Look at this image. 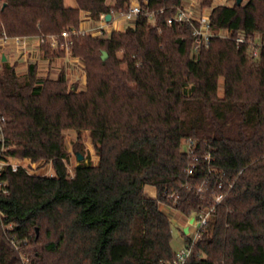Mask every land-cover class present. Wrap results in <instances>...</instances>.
Segmentation results:
<instances>
[{
    "label": "trees",
    "instance_id": "1",
    "mask_svg": "<svg viewBox=\"0 0 264 264\" xmlns=\"http://www.w3.org/2000/svg\"><path fill=\"white\" fill-rule=\"evenodd\" d=\"M74 1L0 0V36L60 35L132 2ZM138 1L156 12L155 24L140 14L107 36L73 34L82 89L64 68L51 78L37 60L24 73L20 59L0 60L3 153L54 169L1 170L8 193L0 190V264H23L22 254L28 264H171L177 249L163 205L196 220L214 208L185 264H264V0H202L215 35L198 47L189 22H167L183 0ZM40 48L49 59L66 54ZM66 129L88 131L99 157L80 161L73 178ZM2 146L0 139V153Z\"/></svg>",
    "mask_w": 264,
    "mask_h": 264
},
{
    "label": "built area",
    "instance_id": "2",
    "mask_svg": "<svg viewBox=\"0 0 264 264\" xmlns=\"http://www.w3.org/2000/svg\"><path fill=\"white\" fill-rule=\"evenodd\" d=\"M140 14H145L148 16V20L151 23L155 24V17L156 12L148 11L144 9L138 0H132L128 10L122 14H118L120 18H118L119 21H125L129 22V24L134 25L137 17ZM88 21V20H87ZM85 22H82L80 28L78 30H64L60 35L58 34H48V35H39L36 37L31 36H22V35H15L11 36L6 31L2 33L0 36V60H3V56L7 55L8 59H11L12 55H16L17 58L15 59H22V60H29L30 57H32L35 53L34 51L41 50L42 44H47L53 49H63L67 54H69L71 45L73 43V34L76 33H82L87 34L91 33L95 36H107L110 31H107V25L110 21L106 20V14H103L99 21L91 23V25H85ZM168 24H173L174 22H189L192 26V35L195 38L196 46H201L203 44L207 45L209 44L211 38L215 35V33L212 31L210 27V11H204V10H197L190 6H183L179 8L177 14L173 17L168 18L167 20ZM222 35L227 36L226 32H222ZM238 43H244L249 42L247 41L246 37L244 35H239L236 39ZM251 44L253 42L250 41ZM259 44H263L258 42ZM9 54H7L8 52ZM10 53L12 55H10ZM258 49H254L252 51L253 56H258ZM0 126V131H1ZM0 139L3 141L2 146V152L0 153V174L1 170L6 167L10 166L13 171H17L19 168H24L23 166L19 165L15 160H11V158H14L15 156H9L4 155V151L7 150L4 145V136L0 135ZM188 147L187 150L190 154H193V148L194 143L193 141H188ZM196 158V156H193ZM192 172V169L189 170V173ZM74 177V176H73ZM72 177V178H73ZM229 189L232 187L233 182H228ZM205 184V181L203 184H201L198 188L199 191L203 189V186ZM224 187V183L221 181L218 184V188L222 189ZM0 190H2L4 193H8L7 189V181L0 180ZM228 190L221 191L218 193L215 197V203H219L222 201V199L227 194ZM213 207L210 208V210L206 211L204 214L200 215V218L196 220V218L193 217V223L190 222L192 218H189V226H188V232L186 233L188 236L187 241H185L184 245L176 250V257L172 261L171 264H185L189 256L191 255V252L193 250L194 244L198 237H200L203 233V227L207 223L208 216L210 215V212L213 211ZM190 226H193V231L191 232ZM185 230V229H184ZM23 264H27V262H24Z\"/></svg>",
    "mask_w": 264,
    "mask_h": 264
},
{
    "label": "rangeland",
    "instance_id": "3",
    "mask_svg": "<svg viewBox=\"0 0 264 264\" xmlns=\"http://www.w3.org/2000/svg\"><path fill=\"white\" fill-rule=\"evenodd\" d=\"M114 0H108L109 3H113ZM69 4L73 3L74 0H67ZM234 0H214V5L217 4H226V3H233ZM185 6H190L194 9H201L207 11L210 9H205L202 7V0H183ZM120 18L118 15L112 16L109 24L106 26L107 31H111L115 28L116 30H121L122 28H126L129 25V22L119 21ZM88 25H91L88 23ZM260 41V39H258ZM258 41V42H259ZM261 42V41H260ZM8 52V51H7ZM40 50L38 51L39 54ZM34 55L29 58V60H37L38 61V72L42 76H49L51 78H56L63 68L66 71L68 77L69 84H76L79 89L85 87L86 84V74L84 72V63L77 57H73L70 54H64L62 57H57L54 59H49L43 56L42 52L38 55L36 51H34ZM9 54V52L7 53ZM10 55H12L10 53ZM9 61L14 62L16 55H12L9 57ZM18 71L20 73H24L27 68V61L21 60L18 62ZM223 88V79L220 80V94H222ZM65 136V145L66 149L69 153V160L66 161L67 172L70 178L75 175V168L79 164L78 160V153L83 154L84 160L86 162L92 161L94 163L98 162V155L96 154L94 147L92 145L89 132L85 131L82 132V136H77V132L73 129H66L64 130ZM80 146L82 150H76V146ZM188 145L186 144V148ZM15 160L19 165L23 166L25 169L28 170L30 174L34 175H53V162L52 161H36L32 162L28 158H20L14 157L11 160ZM152 187L147 186L148 192L151 190ZM153 190V189H152ZM163 209L167 212L168 215L171 217L172 227H173V246L175 249L182 247L185 243L184 238V229L188 227L190 222L188 217L182 215L181 213L175 212L171 207L163 205ZM191 232L193 231V226H190ZM22 263L27 262L29 263V256L26 254H22Z\"/></svg>",
    "mask_w": 264,
    "mask_h": 264
},
{
    "label": "water",
    "instance_id": "4",
    "mask_svg": "<svg viewBox=\"0 0 264 264\" xmlns=\"http://www.w3.org/2000/svg\"><path fill=\"white\" fill-rule=\"evenodd\" d=\"M237 1H238V4H241L243 0H237ZM4 5H5V4H4ZM111 18H112V14H111V13H108V14L106 15V20H107V21H110ZM107 57H108L107 52H104V54H103V59H107ZM6 59H7V56L4 55V56H3V60H6ZM77 156H78V160H79V161H82V160L84 159V156H83V154H81V153H78ZM193 221H194V220H193V218H192V219L190 220V222L193 223ZM188 229H189L188 227H185V230H184L185 233L188 232Z\"/></svg>",
    "mask_w": 264,
    "mask_h": 264
},
{
    "label": "crops",
    "instance_id": "5",
    "mask_svg": "<svg viewBox=\"0 0 264 264\" xmlns=\"http://www.w3.org/2000/svg\"><path fill=\"white\" fill-rule=\"evenodd\" d=\"M71 4H75V1L73 2V3H71ZM88 23H90V21H86L85 22V25H88ZM115 29H118V28H115ZM124 28H122L121 30H123ZM258 39H260V41L258 40ZM257 41H259L260 43H263L264 44V36L263 37H261V36H257ZM39 51V50H38ZM38 51H37V54H38ZM41 53V50H40V52H39V54ZM38 54V55H39ZM22 59H20V61H21ZM149 187H152V189L151 190H149L150 192H148V190H147V186H146V188H145V190H146V192L147 193H149L150 195H152V196H155L156 195V188L155 187H153V186H149Z\"/></svg>",
    "mask_w": 264,
    "mask_h": 264
}]
</instances>
